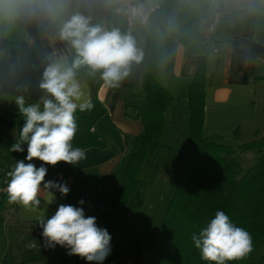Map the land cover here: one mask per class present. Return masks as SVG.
Here are the masks:
<instances>
[{"label":"crops","instance_id":"obj_1","mask_svg":"<svg viewBox=\"0 0 264 264\" xmlns=\"http://www.w3.org/2000/svg\"><path fill=\"white\" fill-rule=\"evenodd\" d=\"M137 1L157 8L163 0H70L69 7L71 11L90 16L93 22L104 16L107 7L113 2L122 5ZM30 16L34 33L47 61L60 56L69 59L72 50L59 38L57 24L45 11ZM150 23L159 32L161 46L152 74L174 97L165 111V123L160 138L172 150L161 147L155 154L148 155L138 177L146 179V176H150L160 166L158 163H162L163 158L171 160L165 165L172 164V180L177 182L184 168L183 154L180 152H184V138L187 144L190 142L188 85L203 62L207 69L204 135L215 138L231 137L239 127L242 131L240 139L231 140L230 143L237 146L261 136L264 132V0H210L208 5H204L203 0H186L181 7L160 18H153ZM110 24L111 28H119L134 37L137 47L143 52V58L139 63L131 64L128 76L121 81L118 88L109 87L102 80L97 94L106 107L113 126L100 119L94 125V130L106 142L107 147L101 150L95 147L86 148V159L77 165L65 162H59L54 167L45 165L48 168L45 179L60 183L66 181L70 189L67 196H62L58 190L54 192L42 188L39 197L41 203L35 210L10 203L8 198L2 202L0 235L3 236V245L0 264H96L76 255H68V249L59 245L55 248L43 246L42 229L36 224V219L44 213L46 217H51L62 203L83 207L85 214L95 216L98 226L102 228L108 229L112 226L114 230L108 232L114 246L103 264H144L148 256H151V252L142 253L138 246L132 247L130 243L119 245L124 236L118 233V223L127 216L132 217L135 203L126 214L116 219L100 214L99 208L94 204H78L87 187L103 188L122 179L126 149L143 128L139 119L128 117L125 113V86L141 81L150 52L149 26L141 22L130 25L125 16L118 12L112 14ZM103 25L107 27L105 20ZM7 50L9 54V48ZM77 79L84 86L88 99H91L92 85L81 77ZM0 84L6 86V80L0 77ZM8 89H3L0 85V94L6 95ZM20 93L15 90L13 96L22 95ZM9 107L18 112V106ZM21 126L8 123L0 112V130L12 141L19 139ZM22 147L24 152H11L10 147L0 144V177L15 165L16 160L25 159L27 145ZM32 162L37 167L42 163L38 159ZM53 197V201L47 204ZM130 235L132 234L128 236ZM32 240L37 241L38 247L29 250L25 244ZM155 258L157 264L158 253H155Z\"/></svg>","mask_w":264,"mask_h":264},{"label":"trees","instance_id":"obj_2","mask_svg":"<svg viewBox=\"0 0 264 264\" xmlns=\"http://www.w3.org/2000/svg\"><path fill=\"white\" fill-rule=\"evenodd\" d=\"M185 1L163 0L152 13L151 20L181 7ZM209 2L210 0H203L204 5ZM119 5V2L110 4L105 15L92 23L103 24L105 20L107 27L111 28V16ZM1 17L3 35L15 69L14 86L25 97L26 103H34L44 95L39 84L48 63L47 57L41 50L28 12L20 10L12 14L3 9ZM148 26L151 37L150 52L141 81L125 86V113L128 117L141 121L142 131L132 139L126 149L122 179L103 188L87 187L81 194L85 203L96 205L100 214L113 219L125 214L140 199L143 181L138 173L146 157L163 147L160 138L165 123V111L174 100L152 74L161 46L159 32L151 27V23ZM73 56L72 50L69 60ZM77 77L92 85L93 96L90 101L94 107L91 111L76 112L78 131L73 146L105 149L106 142L94 130V125L100 119L113 126L109 113L97 94L102 79L99 73L95 76L89 75L86 67L78 70ZM206 78V63L203 62L188 85L190 158L167 207L159 244L158 264H209L201 258L191 235L205 227L217 210L224 211L237 226L244 227L252 235V252L244 259L229 261L228 264H264V255L258 256L256 253L264 244V132L261 136L237 146L217 142L213 140L215 137L205 136L203 125ZM2 96L0 94V112L6 121L12 125H23L24 121L19 112L8 109ZM241 133V128L238 127L231 138L239 140ZM14 142L0 130L2 146L10 147ZM250 151L255 154L254 163L245 169L237 156ZM6 198L7 194L3 196L0 208Z\"/></svg>","mask_w":264,"mask_h":264},{"label":"clouds","instance_id":"obj_3","mask_svg":"<svg viewBox=\"0 0 264 264\" xmlns=\"http://www.w3.org/2000/svg\"><path fill=\"white\" fill-rule=\"evenodd\" d=\"M69 4L70 0H0V10L7 9L12 14L20 10L29 14L45 11L57 24L59 38L74 51L71 60L65 56L53 57L46 64L39 84L44 95L36 102L26 103L23 95L15 99L24 123L19 139L10 148L11 152H24L22 145L26 144L27 155L23 160H16L7 173L10 179L6 192L10 203L25 209L35 210L40 205L42 188L58 190L62 196L70 191L66 181L45 179L48 172L45 165L54 167L59 162L77 165L86 159V150L73 146L78 131L75 114L78 110L91 111L94 104L77 79L78 70L86 67L89 75L99 73L106 85L118 88L128 76L131 64L143 58L131 34L92 23L90 16L71 11ZM34 159L42 162L39 167L32 162ZM84 203L83 199L78 201L79 205ZM36 224L42 229L46 248L59 245L68 249V255L96 264H103L111 252L110 233L98 226L95 216H87L83 207L59 204L51 217L45 213L38 216ZM191 240L209 264L242 260L253 250L251 233L237 226L222 210H217L198 233L194 232ZM25 247L36 249L37 241H28Z\"/></svg>","mask_w":264,"mask_h":264},{"label":"rangeland","instance_id":"obj_4","mask_svg":"<svg viewBox=\"0 0 264 264\" xmlns=\"http://www.w3.org/2000/svg\"><path fill=\"white\" fill-rule=\"evenodd\" d=\"M1 21H2V17H1V10H0V77L6 80V86H4L3 84H0V85L1 87H3V89H5L6 87L9 88L5 92L6 95L2 97L8 109H10L9 105L12 107L17 106L15 104L16 97L13 96V92H15V90L16 91L18 90L14 86L15 69L13 67V63L8 54V50H7L8 45L3 35V26H2ZM13 112H16V111H13ZM185 140L186 139L184 138V153L185 154H183V162H182L184 163L183 170L185 169L186 165L189 162V158H190L189 148L191 145V142L187 144ZM213 140L217 142H222L225 144H230L231 140L233 141L234 139H232L229 136H226L223 138H213ZM160 142L162 143L161 139H160ZM162 145L163 147L167 148V150L169 147L171 148V146H165L163 143ZM164 154H167V153H164ZM253 159H255V154L251 151L238 154V160L240 164L242 165V167H244L245 169L250 167L253 164L254 162ZM170 162L171 160H166L162 158L163 164L158 163L160 166L157 167V169L153 171V173L150 176L148 177L146 176V179L141 177L143 181V186H142L143 199H141L142 197V193H141V197H140L141 200L139 199L140 201L138 200V203L135 202L134 204L135 207L133 208V211L131 212L132 217L127 216L122 222L118 223L120 224L118 227V233L121 234V236L122 235L124 236V240L121 241L119 245L124 246L130 243L132 247L138 246L142 253H145V251L151 252V256L147 253L149 256L147 258L146 263L144 262V264H156L155 263V259H156L155 253H158L159 251V244H160L161 237L163 234V223L165 220L167 207L169 205L170 198L172 197L175 191V186L177 182H174L172 180L174 179L172 178L174 176L171 174V171H170L172 164L165 165L166 163H170ZM129 210L130 209H128V211ZM107 230L111 232L114 229H112V226H111V227H108ZM129 234H132V235L128 236ZM2 237L3 236L0 235V251L3 245ZM112 242L113 241L111 240V249H112V246H114ZM256 253L258 256L264 255V244H262L258 248ZM34 264H39V263H34Z\"/></svg>","mask_w":264,"mask_h":264},{"label":"built area","instance_id":"obj_5","mask_svg":"<svg viewBox=\"0 0 264 264\" xmlns=\"http://www.w3.org/2000/svg\"><path fill=\"white\" fill-rule=\"evenodd\" d=\"M155 9V7L148 5L146 2L137 1L119 5L115 12L123 14L130 25H133L136 22L149 25L152 13ZM10 170L11 169L6 170L0 177V202L2 201L3 196L7 194L6 188L10 179L7 173Z\"/></svg>","mask_w":264,"mask_h":264}]
</instances>
